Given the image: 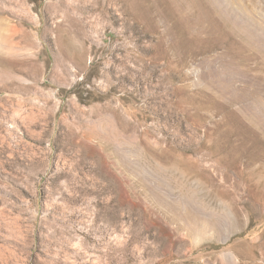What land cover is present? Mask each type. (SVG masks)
<instances>
[{
  "label": "rangeland",
  "instance_id": "374dc122",
  "mask_svg": "<svg viewBox=\"0 0 264 264\" xmlns=\"http://www.w3.org/2000/svg\"><path fill=\"white\" fill-rule=\"evenodd\" d=\"M0 264H264V0H0Z\"/></svg>",
  "mask_w": 264,
  "mask_h": 264
}]
</instances>
